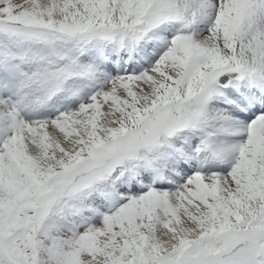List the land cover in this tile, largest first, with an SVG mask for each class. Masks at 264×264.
<instances>
[{
    "label": "snow or ice",
    "instance_id": "6c2138e0",
    "mask_svg": "<svg viewBox=\"0 0 264 264\" xmlns=\"http://www.w3.org/2000/svg\"><path fill=\"white\" fill-rule=\"evenodd\" d=\"M0 264H264V0H0Z\"/></svg>",
    "mask_w": 264,
    "mask_h": 264
}]
</instances>
